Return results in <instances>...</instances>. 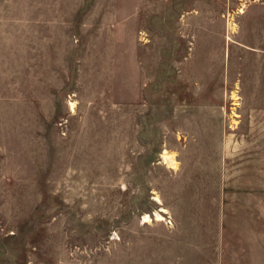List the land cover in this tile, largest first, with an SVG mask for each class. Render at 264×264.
<instances>
[{"label":"rangeland","instance_id":"1","mask_svg":"<svg viewBox=\"0 0 264 264\" xmlns=\"http://www.w3.org/2000/svg\"><path fill=\"white\" fill-rule=\"evenodd\" d=\"M0 264H264V0H0Z\"/></svg>","mask_w":264,"mask_h":264},{"label":"bare ground","instance_id":"2","mask_svg":"<svg viewBox=\"0 0 264 264\" xmlns=\"http://www.w3.org/2000/svg\"><path fill=\"white\" fill-rule=\"evenodd\" d=\"M168 159L170 161V164H172L174 166L176 165L177 162L176 161L174 162V159L172 158V156L169 157ZM157 215H158V219H163L162 215H160V214H157ZM150 219H151V217L148 214H146L144 217V221H149Z\"/></svg>","mask_w":264,"mask_h":264}]
</instances>
